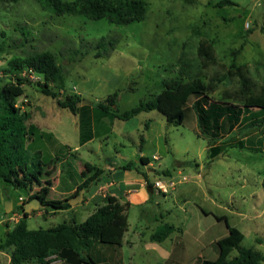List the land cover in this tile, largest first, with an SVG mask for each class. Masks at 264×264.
<instances>
[{
  "label": "rangeland",
  "instance_id": "1",
  "mask_svg": "<svg viewBox=\"0 0 264 264\" xmlns=\"http://www.w3.org/2000/svg\"><path fill=\"white\" fill-rule=\"evenodd\" d=\"M142 1L147 8L143 19L115 24L57 15L38 0H0V85L14 74L10 60L49 51L61 68V80L51 88L61 98L76 94L81 99L72 113L42 94L36 81L23 86L15 104L19 111L28 110L27 122L36 126L27 160L30 169L39 163L40 172L29 174L31 183L25 185L15 183L24 179L23 168L9 180L0 178V240L22 217L20 206L30 195L43 193V186L45 199L71 198L100 169L95 188H120L110 184L117 179L112 173L123 174L127 163L134 173L143 167L137 161L141 155L152 166L151 182L170 178L175 187L168 194L146 189L142 204L127 205L126 236L134 243L116 254H102L92 245L89 253L96 261L197 264L216 258L215 240L227 233V225L242 232L241 246L264 255V125L255 124L263 116L258 109L245 108L239 125L215 139L198 127L193 97L179 125L168 124L157 110L126 120L112 115L152 99L168 80L189 79L181 73L186 59L191 60L186 70L214 100L242 106L249 93H264V0H230L233 4L223 6L215 5L220 0ZM115 92L104 115L98 103ZM92 133V140L80 145ZM214 145L220 147L211 149ZM83 200L53 214L39 205L29 212L27 227L48 228L72 217L81 223L94 209L93 201ZM7 201L12 202L10 213L5 212ZM164 225L173 227L167 237L151 240ZM0 264H9L5 250H0Z\"/></svg>",
  "mask_w": 264,
  "mask_h": 264
},
{
  "label": "trees",
  "instance_id": "2",
  "mask_svg": "<svg viewBox=\"0 0 264 264\" xmlns=\"http://www.w3.org/2000/svg\"><path fill=\"white\" fill-rule=\"evenodd\" d=\"M42 7L49 8L54 14L83 15L89 19L105 18L111 23L127 24L131 21L141 20L146 15V3L142 0H38ZM230 0H220L215 5H231ZM104 39L99 40L102 44ZM0 47V51H1ZM203 51V48L200 47ZM204 52V51H203ZM205 55L208 53L205 51ZM99 53L97 54V56ZM191 60L181 62V73L190 76L187 80L171 79L164 83L163 88L152 99L140 102L138 105L122 113H113L117 118L126 120L140 112L157 110L166 122L171 125H179L183 121L184 109L190 97H193V108L198 127L208 136L220 138L228 134L239 125L245 108H256L263 116L256 125H264V93L252 95L249 93L247 80L242 78V86L248 91L242 106L226 100H214L207 94V87L186 70L185 64ZM31 68L42 79L36 81V85L42 94L55 99L58 106L68 108L72 113H77L78 103L81 99L76 94L61 98L51 88L52 83L61 80V68L56 62L55 56L49 51L30 54L25 57H15L9 61V71L14 73L7 82L0 85V178L9 180L15 177L17 171L24 169V179H16L15 183L25 185L31 183L29 174L37 176L40 172L39 163L34 164V169L29 168L27 160V145L31 136L36 131V126L28 123L30 117L28 110L19 111L16 99L23 94V86L31 83L28 78L20 76V72ZM191 68V63H190ZM117 92L109 95L104 102H99L101 113L106 115L113 105V99ZM148 124L145 123V127ZM91 135L83 141L90 139ZM214 145L211 149H218ZM142 164L147 163V158L141 156ZM130 169L131 164L122 166ZM22 171V170H21ZM100 169L82 181L73 196L81 188L89 189L96 184ZM163 175H169L168 171H162ZM48 184V181H44ZM148 188L152 182L147 179ZM42 185V184H41ZM264 188V179L262 181ZM47 186H43V193H34L29 199L38 198L41 206L52 210H65L71 206L70 198L45 199ZM103 204L95 208L83 222L77 223L72 217L70 221H63L48 228L29 229L26 218L29 213L22 209V217L10 229H7L3 240L0 241V250H5L9 255V264H48L51 255H56L63 264H98L89 254L94 243L110 244L118 246L127 229L126 207L128 203L120 204L112 195L103 197ZM171 225H164L162 229L151 235L152 240L161 241L171 232ZM243 234L235 227L227 225V233L215 240L217 256L214 259H201L197 264H261L264 255L252 248L241 246ZM236 249V253L232 251Z\"/></svg>",
  "mask_w": 264,
  "mask_h": 264
},
{
  "label": "crops",
  "instance_id": "3",
  "mask_svg": "<svg viewBox=\"0 0 264 264\" xmlns=\"http://www.w3.org/2000/svg\"><path fill=\"white\" fill-rule=\"evenodd\" d=\"M92 138H93V133L91 134L90 139H87L83 142H80V145H83L86 142L92 140ZM140 157H141V155L139 156V158L137 160L139 163H141ZM142 165H143V167L135 170L134 173H132L131 168L130 169H124L123 174H120L119 172L115 171L116 167H112L113 170L115 171L112 174L114 176H116L117 179L112 181L110 184L111 185L119 184L120 188H114V189L108 190L107 188L104 187V185H99L97 188H95L96 184L91 185V187L88 189V192H87V190H85L87 192V197H85L84 193H83L84 200L81 203L85 204L89 201H93L94 202L93 211H94L97 206L102 205L104 203L103 197L105 195H112L119 201L120 204H124V203H128V205H131V204L140 205V204H142L144 199H145L144 194H145L146 189L152 193L155 192V190L152 187L148 188L147 184H146V180L149 179L148 176H149V172L152 170V166H150V162L144 163ZM145 167L147 169H145ZM72 205L73 204H71V206L65 210H58V211L70 210L72 208ZM55 212H56L55 210L51 209L50 213L53 214ZM126 233H127V229L122 236L121 244L118 246H115V245L114 246H107L106 244H102V243H94L93 245L98 246V248L103 251L102 254H116L117 250L119 249V247H122V245H124V244L132 245L134 243L131 237L126 236ZM174 250H172V252H174ZM183 253H181L180 251H176V253H174V254H183ZM52 257H55L56 260H54V259L50 260L48 264H54L57 262L63 263L62 260L59 259L56 255H54V254L51 255L49 257V259H51ZM101 260L102 261L97 260L96 262L98 264H103V263L118 264L116 261L105 262L104 259H101Z\"/></svg>",
  "mask_w": 264,
  "mask_h": 264
},
{
  "label": "built area",
  "instance_id": "4",
  "mask_svg": "<svg viewBox=\"0 0 264 264\" xmlns=\"http://www.w3.org/2000/svg\"><path fill=\"white\" fill-rule=\"evenodd\" d=\"M22 77L28 78L31 81H37L38 75L31 68L22 70L19 74ZM156 158V156H153ZM175 187V182L170 178H155L152 181V188L161 194H168Z\"/></svg>",
  "mask_w": 264,
  "mask_h": 264
},
{
  "label": "water",
  "instance_id": "5",
  "mask_svg": "<svg viewBox=\"0 0 264 264\" xmlns=\"http://www.w3.org/2000/svg\"><path fill=\"white\" fill-rule=\"evenodd\" d=\"M84 191H85V188H81L75 196H73L69 199V203L75 204L77 202L82 201ZM39 205H40L39 199L38 198H32V199H30L24 203V212L29 213L31 210H36L39 207ZM11 210H12V202L7 201L5 203V212L10 213Z\"/></svg>",
  "mask_w": 264,
  "mask_h": 264
}]
</instances>
